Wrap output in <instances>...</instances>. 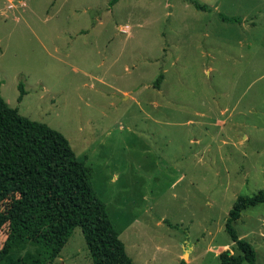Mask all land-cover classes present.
Here are the masks:
<instances>
[{"label":"rangeland","instance_id":"rangeland-1","mask_svg":"<svg viewBox=\"0 0 264 264\" xmlns=\"http://www.w3.org/2000/svg\"><path fill=\"white\" fill-rule=\"evenodd\" d=\"M192 1L0 0L1 97L68 140L134 264H220L264 192V0ZM232 226L264 264V204ZM53 264H93L79 227Z\"/></svg>","mask_w":264,"mask_h":264},{"label":"trees","instance_id":"trees-1","mask_svg":"<svg viewBox=\"0 0 264 264\" xmlns=\"http://www.w3.org/2000/svg\"><path fill=\"white\" fill-rule=\"evenodd\" d=\"M117 1L111 0L110 5ZM194 4L199 10L205 8ZM162 80L160 74L156 88ZM23 94L21 87L19 101ZM90 174L60 132L21 116L0 95V204L17 193L11 216L22 225V234L0 264H53L78 227L93 264H134L91 185ZM261 203L263 191L236 199L226 221L236 253L221 252L220 264H255L253 247L237 235L232 223L243 210ZM18 253L22 255L16 257Z\"/></svg>","mask_w":264,"mask_h":264},{"label":"crops","instance_id":"crops-1","mask_svg":"<svg viewBox=\"0 0 264 264\" xmlns=\"http://www.w3.org/2000/svg\"><path fill=\"white\" fill-rule=\"evenodd\" d=\"M7 1H9V0H7Z\"/></svg>","mask_w":264,"mask_h":264}]
</instances>
